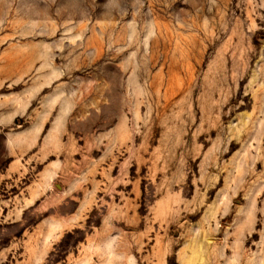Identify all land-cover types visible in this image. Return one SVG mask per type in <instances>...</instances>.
I'll list each match as a JSON object with an SVG mask.
<instances>
[{
	"label": "rangeland",
	"instance_id": "1",
	"mask_svg": "<svg viewBox=\"0 0 264 264\" xmlns=\"http://www.w3.org/2000/svg\"><path fill=\"white\" fill-rule=\"evenodd\" d=\"M0 264H264V0H0Z\"/></svg>",
	"mask_w": 264,
	"mask_h": 264
},
{
	"label": "bare ground",
	"instance_id": "2",
	"mask_svg": "<svg viewBox=\"0 0 264 264\" xmlns=\"http://www.w3.org/2000/svg\"><path fill=\"white\" fill-rule=\"evenodd\" d=\"M52 177H53L52 175H49V176H48L49 180H50ZM73 221H74V220H73ZM55 230H56V229H55ZM131 261H132V260H131Z\"/></svg>",
	"mask_w": 264,
	"mask_h": 264
}]
</instances>
